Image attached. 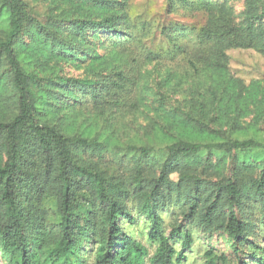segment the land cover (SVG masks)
Listing matches in <instances>:
<instances>
[{
	"label": "trees",
	"instance_id": "obj_1",
	"mask_svg": "<svg viewBox=\"0 0 264 264\" xmlns=\"http://www.w3.org/2000/svg\"><path fill=\"white\" fill-rule=\"evenodd\" d=\"M42 1L40 22L22 0H0L3 264H184L193 252L195 264H231L215 237L243 264H264V140L242 138L264 122V81L235 77L227 55L264 57V0H165L166 15L202 22L165 20L150 40L154 56L185 55L183 73L117 60L90 73L106 41L139 38L129 0ZM89 103L95 112L76 121ZM147 107L142 140L117 141L119 118ZM139 224L152 250L127 232Z\"/></svg>",
	"mask_w": 264,
	"mask_h": 264
},
{
	"label": "rangeland",
	"instance_id": "obj_2",
	"mask_svg": "<svg viewBox=\"0 0 264 264\" xmlns=\"http://www.w3.org/2000/svg\"><path fill=\"white\" fill-rule=\"evenodd\" d=\"M26 5L28 14L37 21H43L47 14V8L42 0H22ZM241 9L240 5H237V10ZM166 1L165 0H129L127 6V13L130 22L136 29L133 31L135 41L123 42L122 47H115L112 42L104 43L102 47H99L98 52L104 55L106 62L98 63L91 70L90 73L98 71L104 65L107 64L109 60H117L124 65L131 68H136L141 66L142 72L152 69V66H161L166 68H172L178 73H183L184 71H189V65L185 59V55H179L175 58H171L164 51H161L158 56L151 54L156 52L157 48L153 46L150 42L153 34L159 33V28L165 20L177 21L185 23L187 25L197 26L202 24L198 15L195 13H189L188 11H183L182 9L174 10L171 14L166 15ZM144 27L143 31L141 28ZM192 47V46H191ZM193 48V47H192ZM123 49V51H122ZM188 52L191 50L188 48ZM117 51L122 52L116 57L112 58L111 54ZM193 55V50L190 53V57ZM229 56V69L231 73L244 81L247 85L252 81H264V57L259 55L253 50H229L227 52ZM185 59V60H184ZM88 68H82L76 70L74 68L63 66V72L65 74H70L71 76H81L84 74L85 70ZM164 69L161 71L163 72ZM89 70V69H88ZM134 78V74L132 75ZM145 79H140L139 84H145ZM149 87L155 88V85L148 80ZM157 90V89H156ZM158 91V90H157ZM147 102L149 105L152 103V91L147 92ZM150 110L149 107L143 109L141 119L138 120L140 115L129 114L123 118H119V122L115 126L114 133H116L117 141L128 142V141H138L142 140V135H139L143 129L145 123L141 120L146 112ZM95 112L93 104L89 103L78 109L76 112V121L84 118L86 115L93 114ZM134 113V112H133ZM151 115V114H150ZM109 116V115H108ZM111 122V121H110ZM113 122V121H112ZM100 124L96 125V128H89L87 132L95 133L101 132ZM140 129V133H136V129ZM243 133L245 134L242 138H254L257 140H264V122L261 121L257 125L244 126ZM104 136H106L104 134ZM186 138L198 139L195 135L187 134ZM164 140L159 138L154 141L153 146H162ZM127 232L130 233L135 239L140 240L143 244L153 249L145 239V229L143 225L139 224L133 227H128ZM217 251L225 252L229 256V261L231 264H243L244 259L237 260L236 256L230 251L228 245L221 238H213L210 242ZM196 246L204 247L208 245L205 241H199L195 243ZM261 247L264 249V240L261 241ZM203 248L199 249L200 251ZM198 251V249H196ZM243 255L240 254V256ZM198 263L196 254L193 252L188 255L187 261L184 264H195ZM0 264H3L0 259Z\"/></svg>",
	"mask_w": 264,
	"mask_h": 264
}]
</instances>
